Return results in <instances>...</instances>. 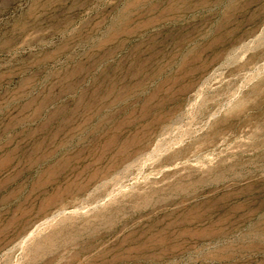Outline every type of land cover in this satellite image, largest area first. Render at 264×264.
Wrapping results in <instances>:
<instances>
[{"label": "rangeland", "instance_id": "374dc122", "mask_svg": "<svg viewBox=\"0 0 264 264\" xmlns=\"http://www.w3.org/2000/svg\"><path fill=\"white\" fill-rule=\"evenodd\" d=\"M0 264H264V0H0Z\"/></svg>", "mask_w": 264, "mask_h": 264}]
</instances>
